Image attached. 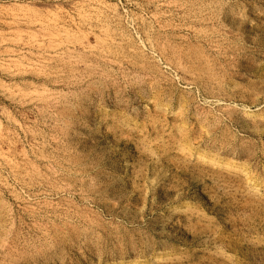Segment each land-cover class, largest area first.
Masks as SVG:
<instances>
[{"label": "rangeland", "instance_id": "rangeland-1", "mask_svg": "<svg viewBox=\"0 0 264 264\" xmlns=\"http://www.w3.org/2000/svg\"><path fill=\"white\" fill-rule=\"evenodd\" d=\"M0 264H264V0H0Z\"/></svg>", "mask_w": 264, "mask_h": 264}]
</instances>
